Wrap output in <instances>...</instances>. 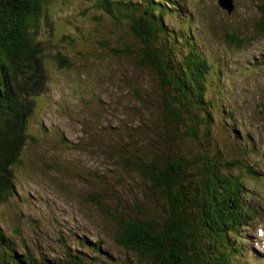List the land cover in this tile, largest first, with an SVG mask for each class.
<instances>
[{
	"label": "trees",
	"instance_id": "1",
	"mask_svg": "<svg viewBox=\"0 0 264 264\" xmlns=\"http://www.w3.org/2000/svg\"><path fill=\"white\" fill-rule=\"evenodd\" d=\"M252 2V35L224 26L218 40L225 48L240 50L264 39V0ZM49 7L50 0H0V208L19 197L18 170H34L33 158L25 152L40 147L30 122L50 83V68L73 70L69 47L75 46V35H85L76 25L74 34L51 36ZM91 10L95 25L83 41L101 40L103 15L115 27L126 25L139 43L134 52L117 35L116 47L97 44L114 57H135L139 68L155 77L157 92L135 90L136 120L122 126L120 135L112 130L118 140L102 156L118 171L113 181L95 171L87 174L94 178L95 192L85 202L106 221L105 234L124 255L120 264H248L254 260L247 250L249 234L257 232L261 211L254 199L263 196L244 179L261 182L264 166L253 159L258 150L252 139H247L251 146L244 141L248 147L233 140L231 151L214 143L213 119L227 111L223 99L228 91L218 78L221 62L200 51L189 29L191 17L179 0H90L85 11ZM171 17L186 22L184 30L179 22L168 31L164 19ZM260 115L264 119V112ZM51 163H43L44 168H61L60 160ZM1 226L0 264H115L100 241H78L91 256L71 251L61 237L63 253L53 259L35 257L24 244L21 254ZM257 260L264 264V258Z\"/></svg>",
	"mask_w": 264,
	"mask_h": 264
},
{
	"label": "rangeland",
	"instance_id": "2",
	"mask_svg": "<svg viewBox=\"0 0 264 264\" xmlns=\"http://www.w3.org/2000/svg\"><path fill=\"white\" fill-rule=\"evenodd\" d=\"M89 1L50 0L53 31L50 33L47 29L46 33L54 36L58 32L71 31L74 34V26L77 25L85 35H75V41L71 43L75 46L69 47L75 64L73 70L60 72L50 68V83L30 122V131L40 147L25 152L32 156L29 163L33 162L34 170H18L17 178L22 184L19 197L0 208V225L14 239L21 254L25 253L24 244L35 257L53 259L63 253L58 242L61 237L71 251H81L90 256L93 254L91 250L88 247L80 250L78 241H100L101 249L114 255L115 264H120L124 255L115 249L111 238L105 234L106 221L93 205L85 202L87 195L95 192L94 178L87 174L95 171L104 175L108 183L113 181L118 171L102 156L106 151L104 148L118 140L116 135H112V130L116 129L120 135L122 126L136 120L137 115H133L138 111L135 90H144L153 96L157 92H154L155 77L148 70L139 68L135 57H114L97 44L105 41L113 48L119 38L122 45L134 52L139 43L126 25L115 27L112 19L103 15L99 27L101 40L93 43L95 39L83 41L95 25V11L91 10L89 14L85 11ZM134 1L140 4L141 0ZM233 1L234 10L227 14L218 6L217 0H179L191 17L189 29L196 35L193 36L196 45L210 61H219L224 68L218 78L228 91L223 99L227 111L213 119L214 143L231 151L233 140H239L248 147L251 144L247 139H252L258 150L253 159L264 166V119L260 115L264 112V39L240 50H229L221 45L218 39L224 26L235 28L247 37L252 35L255 4L252 0ZM83 11L89 16H81ZM177 23L183 30L187 25L180 18L164 19L168 31L176 30L179 27ZM59 160L61 168H55V171L44 168L43 163ZM78 174L84 176V180L78 178ZM244 184L250 185L257 196H263L254 199L255 203H260L261 211L258 230L249 234L251 242L247 244L249 258L257 260L264 258V179L259 183L244 179ZM16 229L21 232L15 233ZM254 260L248 264H260V260Z\"/></svg>",
	"mask_w": 264,
	"mask_h": 264
},
{
	"label": "water",
	"instance_id": "3",
	"mask_svg": "<svg viewBox=\"0 0 264 264\" xmlns=\"http://www.w3.org/2000/svg\"><path fill=\"white\" fill-rule=\"evenodd\" d=\"M218 6L225 10L228 14H231V12L234 9V3L233 0H217Z\"/></svg>",
	"mask_w": 264,
	"mask_h": 264
}]
</instances>
